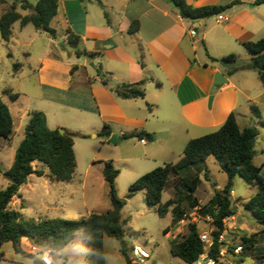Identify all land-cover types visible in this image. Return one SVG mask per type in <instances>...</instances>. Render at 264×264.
I'll use <instances>...</instances> for the list:
<instances>
[{
	"label": "crops",
	"instance_id": "crops-1",
	"mask_svg": "<svg viewBox=\"0 0 264 264\" xmlns=\"http://www.w3.org/2000/svg\"><path fill=\"white\" fill-rule=\"evenodd\" d=\"M14 1L0 0L5 5L2 14ZM27 1L34 5L38 0ZM185 1L195 8H227L219 15L191 22L180 15L171 0H58L57 14L51 21L57 37L46 33L48 47L38 58L36 83L41 99L49 104V108L39 111L46 115L50 129H63L73 135L76 162V149L93 151L92 141L99 138L105 125L109 127L110 136L101 137L102 143H109L111 137L116 136L114 144L125 150L111 161L113 166L117 168L119 161L129 172L140 165L153 169L178 162L191 139L216 131L231 114L241 128L255 126L259 130L258 138H264V84L257 70L250 67L251 54L244 46L247 42L264 39V3L256 5V0ZM17 12L22 16L32 13L20 6ZM219 16L223 19L218 20ZM133 22L138 23V30L131 33ZM14 25L9 42L15 37ZM191 30L198 32L196 37L191 36ZM68 32L79 37L76 49L82 52L80 56L67 43ZM25 55L31 53L25 52ZM232 55L243 63L233 69L223 68L221 61ZM217 73L222 76V84L215 82ZM144 79H147L143 86L145 98L118 95L117 88L122 84H136ZM112 83L115 84L112 86ZM26 112L25 126L30 114ZM140 133L141 137L123 138L124 134ZM141 138L146 140L144 144ZM5 141L10 144L11 138ZM259 145L256 151H260L262 159L260 165H255L262 171L264 144ZM13 161L14 158L11 164ZM36 163L41 165L38 170H42L44 176L33 174L27 181L47 194L50 185L57 181L47 176L46 166ZM144 173H138L134 180ZM32 177L42 182L35 183ZM214 190L221 189L217 186ZM257 190L258 187L250 197ZM72 193H69V207L78 205ZM137 193L146 195L144 191ZM231 195L233 201V191ZM213 196L214 193L209 200ZM13 200L9 208L20 213L24 208L23 199L19 204ZM81 205L86 208L85 218L111 209L100 212L97 207L89 208L84 198ZM59 207L62 209L64 205ZM236 218H231L234 222L229 224V229L249 228L247 222ZM5 243L13 245L12 242L0 244V264H42L40 255L47 251L56 264L54 256L62 257L68 246L51 252L22 239L20 250L13 245L14 250L10 252L4 249Z\"/></svg>",
	"mask_w": 264,
	"mask_h": 264
},
{
	"label": "trees",
	"instance_id": "trees-1",
	"mask_svg": "<svg viewBox=\"0 0 264 264\" xmlns=\"http://www.w3.org/2000/svg\"><path fill=\"white\" fill-rule=\"evenodd\" d=\"M83 2L91 0H81ZM173 1L180 15L188 18H208L221 14L227 7L206 6L195 8L185 0ZM5 2V0H2ZM264 3V0H256L255 4ZM20 6L23 10H31V14L22 16L17 12ZM58 0H38L34 5L27 0H15L10 9L0 16V38L9 41L12 35V27L16 22L24 27L32 24L35 29L47 33L56 38V30L51 27V21L57 14ZM138 30V23L133 22L130 32ZM80 42L79 37L71 32L67 33V43L74 49ZM245 48L251 54L250 67L257 70L264 84V39L255 42H247ZM80 56L82 52L76 49ZM234 59L235 56H229ZM213 61H217L212 59ZM19 64L15 65L17 69ZM147 79L136 84H122L117 88V93L122 98H145L144 83ZM104 84H108L105 80ZM13 98L17 94H11ZM14 133V121L9 106L0 99V137L10 139ZM140 134H124L123 138L141 137ZM100 136L109 137L110 130L107 125L102 129ZM259 136V130L253 127L241 128L234 114H231L225 123L216 131L207 135L191 139L185 146L183 156L176 163H167L141 177L128 187V194L121 199L115 188V180L119 175L112 162L104 163L103 175L109 187V199L111 209L106 213H92L87 218L62 219L40 218L25 219L19 212L9 208L14 197H20V187L26 183L30 175L44 176L42 170L35 169L34 162L46 166L49 170L47 176L57 182H69L73 179L76 171V157L74 152L73 135L67 132L63 134L59 129H50L46 115L40 111L29 114V120L25 126V135L15 151L12 166L0 174L8 179V185L0 190V244L12 242L15 249L20 250L22 239L41 247H47L54 251H61L67 246L79 232L85 236V241L91 246L89 264H106L104 257V237L115 239L119 244V250L128 264L131 261L127 255L128 245L125 239V230L121 218V211L128 199L137 192L146 193L147 205L155 208L160 215L167 213L173 203L169 200L162 203L163 191L171 175H181L184 171L197 163L203 162L213 156L221 170L228 177L227 184L222 190H217L210 205L206 208L207 213L213 216L216 230L213 232L214 242L211 250L212 256L218 264L219 245L217 238L226 228L225 220L235 215L232 208V181L236 176H241L248 183L258 187L257 192L248 199L244 207L252 217L261 225V230L247 237H242V250L251 249L257 243V236L264 238V178L261 176V167L256 166L255 144ZM264 166V163H263ZM198 176L183 178L185 187L194 193L199 185ZM179 220H182L179 219ZM178 220L173 219L174 225ZM168 229L165 230V233ZM234 250V248H233ZM172 256L179 258L185 263L195 262L203 252V244L199 237L196 224L188 225V233L180 240L173 239L170 243Z\"/></svg>",
	"mask_w": 264,
	"mask_h": 264
},
{
	"label": "rangeland",
	"instance_id": "rangeland-1",
	"mask_svg": "<svg viewBox=\"0 0 264 264\" xmlns=\"http://www.w3.org/2000/svg\"><path fill=\"white\" fill-rule=\"evenodd\" d=\"M11 1L13 0H5V2ZM4 7L5 5L0 2V16ZM14 34V40L10 42L0 38V99L9 106L14 120V133L10 144L0 137V168L2 170H7L12 165L11 160L14 158L15 151L24 138L25 123L28 119L24 111L31 113L49 108V104L41 99L40 89L36 83L38 58L47 50L49 36L35 29L32 24L22 29L19 23L14 25ZM25 52H30L31 55H25ZM16 64H19L17 69H15ZM11 94H18V96L13 98ZM101 137L103 136L92 141L95 144L93 151L89 148L76 149V171L71 181L51 184L47 194L37 185L32 187L30 180L20 187V196L24 202V208L20 210V213L25 219L85 218L86 208L81 205L82 198L89 208L97 207L100 212H105L111 207L109 187L103 175L104 163L111 162L125 150L118 144L102 143ZM259 144H264L263 137L258 138L256 150L259 149ZM261 159L260 151H256L254 163L260 165ZM33 166L38 169L41 165L34 162ZM116 167L117 170H121L115 181V188L121 199L126 198L128 194L126 185L130 182V185L134 183L138 179L134 180L138 173L146 174L156 169L140 165L136 170L129 172L126 167L121 166L119 161L116 162ZM260 174L264 178V167ZM195 176L199 177L200 184L197 191L190 193L183 183V178ZM31 180L35 183L42 182V179L37 177H32ZM227 182L226 173L211 156L206 161L190 167L181 175L169 177L163 191L162 203L169 200L173 203L166 214L160 215L155 208H150L144 193H137L128 199L121 211V218L129 259L132 257L133 248L139 247L150 255L147 261L149 264H186L172 256L170 243L173 239H182L188 233V225L191 223L196 224L199 232L209 229L205 216L209 214L206 208L210 205V195L215 193V187L218 186L222 190ZM7 184L8 179L0 174V190H3ZM256 188L241 176H236L232 181L234 194L232 208L235 211L233 217L237 216V221L247 222L249 228L241 231L229 229V224L234 220H231L232 217L225 220V237L229 245L220 264H264V238L259 235L256 237L257 243L253 248L244 249L239 254H235L233 250L242 244L243 236L249 237L260 231L261 225L243 205ZM71 191H73L74 200L78 203L75 207H69ZM21 198L17 197L13 201L19 204ZM200 200L202 204L199 203ZM61 205H64V208L60 209ZM174 218L178 220L175 225ZM181 218L182 220H179ZM166 229H168L167 233H165ZM83 235L82 232L76 235L65 248L62 257L54 256L56 264H89L91 246L87 244ZM43 248L48 250L47 247ZM4 249L11 252L14 247L11 243H5ZM104 257L106 264H128L119 250L118 242L110 237H105L104 240Z\"/></svg>",
	"mask_w": 264,
	"mask_h": 264
},
{
	"label": "built area",
	"instance_id": "built-area-1",
	"mask_svg": "<svg viewBox=\"0 0 264 264\" xmlns=\"http://www.w3.org/2000/svg\"><path fill=\"white\" fill-rule=\"evenodd\" d=\"M223 16H219L218 20H222ZM191 36L196 37L198 32L196 30H191L190 32ZM141 143H145L146 140L144 138H141ZM205 221L209 226L208 230H204L199 232L200 240L203 244V252L199 256V258L191 263V264H218L216 259L212 256L211 250L214 242V236L213 232L216 230L214 226V220L213 216L211 214H207L205 216ZM226 231L224 230L220 235L218 236L217 243L219 245V252H218V260L220 261L225 253H227L228 250V241L226 240ZM240 251H242L241 247L234 248V253L239 254ZM150 258V255L145 250L140 249L139 247H134L132 251V257L130 258V261L132 264H149L147 261ZM40 261L42 264H53V259L51 257L50 252H42L40 255ZM188 264V263H186Z\"/></svg>",
	"mask_w": 264,
	"mask_h": 264
},
{
	"label": "water",
	"instance_id": "water-1",
	"mask_svg": "<svg viewBox=\"0 0 264 264\" xmlns=\"http://www.w3.org/2000/svg\"><path fill=\"white\" fill-rule=\"evenodd\" d=\"M172 5L177 7L176 4L171 1ZM189 21L191 22H198L200 20V18H188ZM243 62L241 60H237V59H230V58H224L222 61H221V66L225 69H233L239 65H241ZM221 74L220 73H217L216 76H215V82L217 84H222L223 81L220 80L221 78ZM115 83H112L111 85L113 86ZM59 132L60 133H64V130L63 129H59ZM110 142L111 143H115L116 142V136H112L111 139H110Z\"/></svg>",
	"mask_w": 264,
	"mask_h": 264
}]
</instances>
